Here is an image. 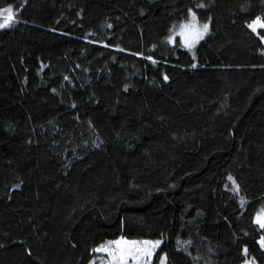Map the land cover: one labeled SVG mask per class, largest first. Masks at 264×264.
<instances>
[{"label":"trees","instance_id":"obj_1","mask_svg":"<svg viewBox=\"0 0 264 264\" xmlns=\"http://www.w3.org/2000/svg\"><path fill=\"white\" fill-rule=\"evenodd\" d=\"M9 6L0 264H98L127 213L162 234L152 264H264V0ZM191 9L195 52L171 37Z\"/></svg>","mask_w":264,"mask_h":264},{"label":"rangeland","instance_id":"obj_2","mask_svg":"<svg viewBox=\"0 0 264 264\" xmlns=\"http://www.w3.org/2000/svg\"><path fill=\"white\" fill-rule=\"evenodd\" d=\"M8 9L12 10V6L7 7L3 11L0 25L12 22L7 19ZM257 18L264 20L262 17ZM257 18L251 21L250 25L257 21ZM204 25H208L207 32L203 30ZM259 28L261 27L257 26L256 30ZM171 34L172 39L178 37L187 49L195 52L196 46L210 34V24L209 22L201 21L197 12L191 9L187 19L176 25ZM160 209V206H158L156 211ZM126 215L125 219L126 217L127 219H124L125 221H123L114 236H101L90 245L89 253H98L96 256L98 264H152L154 254L160 246L162 238V234L156 230L153 216H135L136 214L132 213H127ZM95 224L96 220L92 219L89 226L93 238L95 237V230L93 229ZM157 241L159 242L158 245L156 244ZM121 251L124 252L123 258L120 255ZM242 264L257 263L252 256H247V259Z\"/></svg>","mask_w":264,"mask_h":264},{"label":"snow or ice","instance_id":"obj_3","mask_svg":"<svg viewBox=\"0 0 264 264\" xmlns=\"http://www.w3.org/2000/svg\"><path fill=\"white\" fill-rule=\"evenodd\" d=\"M7 12H8L7 19H9V20L14 19V14L12 13V10L8 9ZM5 26H7V24L0 25V27H5ZM249 26L252 27L253 30L255 31L257 26L264 27V20H261L260 18H257V21H255L252 25H249ZM203 30H204V32H207L208 25H204V29ZM165 79H167V77H165ZM257 222L260 223L262 227H264V214H262L261 216H259L257 218ZM117 243H119V242H117ZM125 243H127V242H125ZM262 243H264V241H262ZM156 244L158 245L159 242L157 241ZM103 250H107V249H103ZM128 254H131V253H128ZM120 255H121V258H123L124 257V252L121 251Z\"/></svg>","mask_w":264,"mask_h":264}]
</instances>
